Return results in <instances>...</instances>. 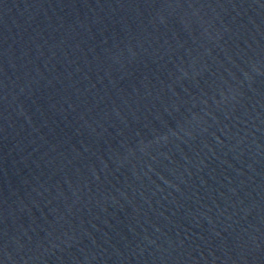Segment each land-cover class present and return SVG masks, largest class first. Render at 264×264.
Wrapping results in <instances>:
<instances>
[{
  "label": "water",
  "instance_id": "1",
  "mask_svg": "<svg viewBox=\"0 0 264 264\" xmlns=\"http://www.w3.org/2000/svg\"><path fill=\"white\" fill-rule=\"evenodd\" d=\"M0 264H264V0H0Z\"/></svg>",
  "mask_w": 264,
  "mask_h": 264
}]
</instances>
